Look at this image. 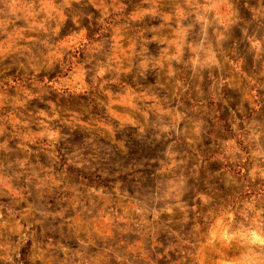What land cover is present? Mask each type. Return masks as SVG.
<instances>
[{"label":"rangeland","instance_id":"374dc122","mask_svg":"<svg viewBox=\"0 0 264 264\" xmlns=\"http://www.w3.org/2000/svg\"><path fill=\"white\" fill-rule=\"evenodd\" d=\"M165 1L109 67L102 10L0 0V264H264V0Z\"/></svg>","mask_w":264,"mask_h":264},{"label":"crops","instance_id":"0c3cea01","mask_svg":"<svg viewBox=\"0 0 264 264\" xmlns=\"http://www.w3.org/2000/svg\"><path fill=\"white\" fill-rule=\"evenodd\" d=\"M31 3V0H28ZM134 1V0H132ZM135 3H140L139 7H135V11H130L126 7L123 10L115 7L118 0H60L57 2L55 0H37L36 3L33 0L32 5L34 4L31 14L35 16L38 14L40 16L39 20L50 21L52 19L55 20H63L65 18H69V14L75 15V12H69L64 8L65 5L70 3H79L84 5H90L102 10L101 17L98 18V21H101L96 26L97 29L94 31V34L89 32L86 35H78L73 32L76 36H86L88 41H85L84 45L92 46V50L96 55L97 51L101 50L102 42L107 45V50L109 53L112 52L113 55L107 57V61L109 62L108 66L112 64L114 67L116 66V48L117 46H131L132 54L135 52H140L142 49H147L148 43H154L157 48H163L166 44L163 39V29L161 27L162 21H164L165 17L171 18L173 11H168L164 8V0H135ZM54 4V5H53ZM108 12V14H105ZM81 15V14H80ZM79 15V16H80ZM129 17L130 22H127L126 19ZM76 18V17H75ZM135 19V20H133ZM75 20V19H74ZM133 21L141 20V21H151L150 24L145 23L144 26L135 27L130 25ZM159 20L160 23L155 22ZM168 32H172L173 29H167ZM80 31V30H79ZM78 31V32H79ZM67 34V33H66ZM68 35V34H67ZM89 37V38H88ZM93 37L92 39H90ZM109 42H108V40ZM124 48V47H122ZM119 49V48H118ZM162 56H159V53L156 54V60L160 61ZM100 60V58L98 59Z\"/></svg>","mask_w":264,"mask_h":264}]
</instances>
